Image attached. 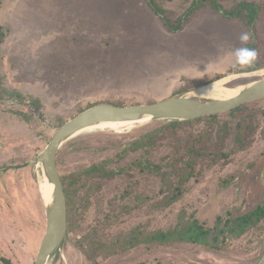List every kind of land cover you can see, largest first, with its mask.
Here are the masks:
<instances>
[{
  "label": "rangeland",
  "instance_id": "374dc122",
  "mask_svg": "<svg viewBox=\"0 0 264 264\" xmlns=\"http://www.w3.org/2000/svg\"><path fill=\"white\" fill-rule=\"evenodd\" d=\"M192 1L154 0L171 22ZM215 1L222 11L206 1L171 33L146 0H0V264L35 262L47 199L38 156L63 123L98 103H150L218 79L239 86L264 76V0ZM240 106L234 116L175 128L151 121L66 140L57 155L61 175L106 159L127 173L81 193L50 264H256L264 218L239 236L219 235L215 250L139 241L104 258L91 242L98 233L122 243L132 229L141 240L193 220L212 228L218 216L220 226L264 205V98ZM144 133L143 148L122 151ZM125 205L109 227L94 229Z\"/></svg>",
  "mask_w": 264,
  "mask_h": 264
},
{
  "label": "water",
  "instance_id": "95a60500",
  "mask_svg": "<svg viewBox=\"0 0 264 264\" xmlns=\"http://www.w3.org/2000/svg\"><path fill=\"white\" fill-rule=\"evenodd\" d=\"M200 86L150 103L131 105L98 103L84 109L52 133L49 142L38 156L52 190L50 198H44L45 230L34 264H50V260L67 235V203L57 165V155L64 142L74 137L73 134L89 127L109 123L130 124L136 127L151 121L193 120L227 112L240 105L264 98V76L245 85L229 86L234 89L239 88L237 93L231 96L208 97L195 94ZM256 264H264V253Z\"/></svg>",
  "mask_w": 264,
  "mask_h": 264
},
{
  "label": "trees",
  "instance_id": "16d2710c",
  "mask_svg": "<svg viewBox=\"0 0 264 264\" xmlns=\"http://www.w3.org/2000/svg\"><path fill=\"white\" fill-rule=\"evenodd\" d=\"M206 1L209 2V6L211 8L217 11H222L221 6L215 0H193L189 8L185 12V14L179 17L174 22H171L169 18L164 15V11L154 2V0H146V3L148 7L155 14L160 16L161 20L164 22V25L166 26L167 31L171 33H176L182 30L183 23L184 22L188 23L191 17L193 16V14L195 13V11L203 7ZM244 6L248 8V10L250 11L251 18L253 19L255 16V9L251 5L245 4ZM240 108L241 106L224 113L228 114L229 116H234V114L238 110H240ZM220 114L221 113L204 116L194 120L166 121L162 124V126L175 128L177 125L181 123H191L201 119L215 120ZM133 141L128 143L126 149L124 148V150L122 151H137L138 149L143 148L147 143H149L148 133L142 134L140 137H138ZM137 163L139 165L141 164L140 161H138ZM57 165H58V161H57ZM150 166L151 163L150 161L147 160L145 163V167L149 168ZM149 169H152L151 171L153 170H157V172L160 171V168L157 165H152V167ZM126 173L127 172L124 171V167H120V168L109 167L108 159H106L93 163L83 168L80 172L61 175L62 183L64 186V192L66 195V203H67V231H69V227L72 223L73 214L76 213L80 202L85 199L81 195L82 192L87 193L90 190H96V191L100 190V188L104 185L106 181L111 180L113 177L117 175L126 174ZM175 195L176 193L173 194V196ZM127 210H129V208L125 205L117 212V214H106L104 217L105 220H103L99 224H96L94 226V229L96 228L97 232H101L103 229L109 227L111 225V222L112 223L115 222L122 213H126ZM263 218H264V205H257L256 207L248 211H244L241 214L233 216L232 218L225 219V221H223L220 226L219 223L221 222V217L218 216L212 228L204 227L202 224H197L196 220H193L184 227H182L181 229H179V231H177L175 227L172 230H168L166 232L160 230L155 233H152L151 235L147 236L145 239H141V240H139L135 235V229H132L128 234L122 236L123 238L122 243H120V241L118 240L111 241L109 239H104L102 237H99L98 233L94 234L95 239L94 240L91 239V242L93 245H95V251H96L95 253L101 254L102 257L104 258H108L112 255L124 254L130 248L135 247L139 241L143 242V244L145 245H151V243L162 244L163 241H165L164 243H167L170 241L186 240L192 243L203 245L206 249L215 250V249H219V247L216 246L219 235L227 234L229 236H239L243 234L249 227L255 226ZM95 253H92V257L88 255L89 259L91 260L93 259L92 261L93 263H96L98 261L96 259ZM85 257L87 258L86 254Z\"/></svg>",
  "mask_w": 264,
  "mask_h": 264
},
{
  "label": "bare ground",
  "instance_id": "6f19581e",
  "mask_svg": "<svg viewBox=\"0 0 264 264\" xmlns=\"http://www.w3.org/2000/svg\"><path fill=\"white\" fill-rule=\"evenodd\" d=\"M229 81V80H228ZM226 79H218L209 83L204 84L203 86H200L196 91L195 94H199L202 96H208V97H222V96H231L233 93H237L239 88H231L227 85ZM132 126L130 124L124 125L123 123H109V124H103L99 126L89 127L86 129H83L82 131H79L72 136H77L79 134L87 133V132H93V131H114V132H121L130 129ZM107 133V132H106ZM112 133V132H111ZM43 191L45 193V196L47 199L50 198L52 185L50 183H46L43 186Z\"/></svg>",
  "mask_w": 264,
  "mask_h": 264
},
{
  "label": "clouds",
  "instance_id": "9594fccd",
  "mask_svg": "<svg viewBox=\"0 0 264 264\" xmlns=\"http://www.w3.org/2000/svg\"><path fill=\"white\" fill-rule=\"evenodd\" d=\"M241 39H242V40H247V39H248L247 34L243 35V36L241 37Z\"/></svg>",
  "mask_w": 264,
  "mask_h": 264
}]
</instances>
